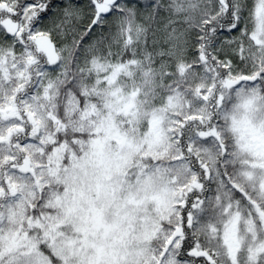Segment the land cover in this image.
<instances>
[{
	"label": "snow or ice",
	"instance_id": "1",
	"mask_svg": "<svg viewBox=\"0 0 264 264\" xmlns=\"http://www.w3.org/2000/svg\"><path fill=\"white\" fill-rule=\"evenodd\" d=\"M0 264H264V0H0Z\"/></svg>",
	"mask_w": 264,
	"mask_h": 264
}]
</instances>
